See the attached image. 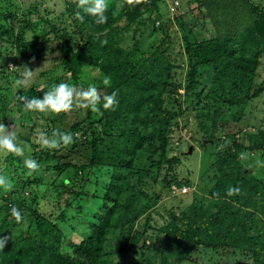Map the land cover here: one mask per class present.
I'll use <instances>...</instances> for the list:
<instances>
[{
  "label": "trees",
  "instance_id": "trees-1",
  "mask_svg": "<svg viewBox=\"0 0 264 264\" xmlns=\"http://www.w3.org/2000/svg\"><path fill=\"white\" fill-rule=\"evenodd\" d=\"M175 1L171 12L166 0H108L107 23L96 25L87 15L76 19L73 0H61L58 12L43 0L33 1L24 13L16 2L0 0V41L6 44L0 49L14 50L15 60L38 61L44 54L53 59L39 73L42 85H15L17 96L42 98L61 82L86 88L91 68L102 76L95 84L102 95L118 93L114 111L101 109L100 115L84 109L80 120L68 124L62 131L72 133L75 142L58 150L34 142L41 126L36 119L51 132L53 121L64 114L28 112L15 104L19 119L28 120V126L18 125L23 130L18 139L39 165L49 162L46 170L54 175L45 182L29 173L20 157L0 153V174L14 185L8 192L0 189V236L9 237L0 264H113L122 258L128 264H181L193 255H207L210 262L226 256L234 264H264V178L253 174L264 157V108L257 125L242 119L264 96L263 4ZM149 38L152 50L141 44ZM172 43L182 47L186 65L192 63L182 93L168 48ZM5 63L0 60L1 67ZM197 67L205 69L209 84L204 94H194L199 99L193 107L186 101L199 85ZM0 75L12 76L14 84L19 73L2 69ZM4 85L0 123L6 125L13 94ZM188 113L194 120L190 142L210 155V185L184 204L180 189L191 183L181 168L195 148L179 151L174 133L178 119L186 127ZM78 153L75 163L70 155ZM230 186L240 193L228 196ZM167 201L176 207L167 208ZM13 205L22 222L12 216ZM156 207L164 214H155L160 222L152 217ZM70 234L79 241L70 242Z\"/></svg>",
  "mask_w": 264,
  "mask_h": 264
},
{
  "label": "rangeland",
  "instance_id": "rangeland-1",
  "mask_svg": "<svg viewBox=\"0 0 264 264\" xmlns=\"http://www.w3.org/2000/svg\"><path fill=\"white\" fill-rule=\"evenodd\" d=\"M34 1V2H33ZM40 0H9V2L13 3L16 2L18 11L22 13L26 12V10L29 9L30 3L33 2H39ZM48 6H53L54 9L58 12L59 10L61 11V6H60V2L61 0H43ZM170 11L174 12V7H173V3H175V0H166ZM187 1V0H186ZM253 3L259 4L262 3L263 4V9H264V0H249ZM32 4V3H31ZM45 6V5H44ZM194 4H190V7L193 11V14H198L199 10L194 7ZM181 13V12H178ZM176 13L175 15L180 17L181 19H183L180 14ZM207 24V28H210L209 31L212 30V25L210 24V22L205 23ZM37 34H41V31L39 30L38 32H36ZM197 38V37H196ZM142 41V40H141ZM124 46H130L132 44V41L130 40L129 37H127L124 40ZM145 48H147V50H152L153 48V43H152V38L146 39L145 41H142L141 43ZM6 44L2 41H0V47H5ZM6 48V47H5ZM4 48V49H5ZM168 48H171V59L174 60V63L176 66H178V69H176V79L180 80L182 83V86L180 87L181 89L179 90V93H182V91L184 92V84L186 82V76L189 73V68L192 66V63H189L186 65V62L184 61V57L182 54V47L180 46V44L178 43H172V45L168 46ZM3 48L0 49V60L5 59L6 63L4 64V67L0 66V70H4L5 72L9 73L11 68H9V66H15V67H20L22 65H27L30 69L35 70V74L33 79L30 81V83L33 84H38L35 85L37 88H39V85H42V83H40L41 77L39 76V73L42 72L44 69H48L50 68V66L52 65V56L50 54H44L43 58H40V60L38 61H33V60H28V61H23L21 59L19 60H15L14 59V50H9L12 53H8L5 54ZM6 57V58H5ZM38 68V69H37ZM86 67L83 68V70ZM92 71H90L89 75L91 77H95V79L92 81L91 77L88 76L83 82L87 83L88 85H86V88L91 85V84H96V82L101 80V77L99 72L96 69L91 68ZM13 70V69H12ZM16 72L19 73L18 70H14ZM85 71V70H84ZM207 73L205 72V69H202L200 67L196 68L195 71V76H196V80L199 82V85L196 86L192 91H191V95L188 97V100L190 102H187V104L193 106V107H197L195 105V102L199 99H197V97L194 95L198 92L202 94L205 93L206 89L208 88V84H209V80L207 78ZM12 75V74H10ZM13 77L9 76V78L7 80H4L2 78V76L0 75V92H3V87H5L4 83L8 86V94H13L12 95V99L9 101L11 102L9 107H8V111L6 112L5 115V120H6V126L8 128L9 131L14 130L16 133H20L19 135L22 134L23 130H21L20 128H18V125H20L22 123L23 126H28V120L27 121H23L19 119V112H16V108H15V104L18 103V100L16 99L18 94L15 91V83H11L12 82ZM29 83V84H30ZM28 84V85H29ZM200 103V102H199ZM252 102H249L247 105H249ZM264 96H262V99L260 101H256L254 103L253 106L250 107L251 112H248V116L249 118H245L244 116L242 117V119H246V121L249 124H252L253 126L257 125V123L262 119V110L264 108ZM201 104V103H200ZM64 117H62L61 119H57L53 121V129H66L67 125L70 124L71 122H73L75 119L80 120L83 116H84V109H80L79 112H76L74 109L71 112H67V113H63ZM183 117V116H182ZM247 117V116H246ZM37 122L39 124H41L40 127H37L38 130L40 129H45V123L44 121L40 120V118L36 119ZM178 124L175 127V133L174 136L175 138H180V147H179V151H186L187 149H189L191 146H194V151L193 154L191 155L190 160L185 161L183 163V166L181 168L182 171V175L187 177V179L190 181L191 186L189 187H184L181 188L180 192L182 194H185L182 196V202L184 204L189 203L193 196L196 197L197 195H203L206 192V189L209 187L210 185V181H209V169L207 166V161L210 159V155H208V152L204 153L201 148L196 144V142L192 143L190 142L191 135H194L192 132V130L190 129L193 126V117L190 113H188L187 115V125L186 127L182 126L181 120H177ZM50 129V127L48 128ZM47 129V130H48ZM190 136V137H189ZM195 138V135H194ZM18 142H20V140L18 139ZM25 147V155L23 157H20L21 159H25L28 158L30 156H32V150L28 145H24ZM218 148V146H217ZM193 150V147H191L190 152ZM188 152V150H187ZM2 153V152H0ZM60 153L64 154L65 151H61ZM78 154H74L72 156V154L70 155V157L73 159V162H77L78 159ZM80 158V157H79ZM71 161V160H70ZM259 162H264V157L259 160ZM49 162H42L40 164V168L38 169V171H36L37 176H39L42 180H44L45 182H49L51 181L54 172L53 171H47L46 167L48 166ZM18 171L20 172V169L18 168ZM86 174V173H85ZM253 174L257 177V178H264V166H257V169L254 170ZM84 177V176H83ZM104 178L101 177V175H99L97 177L98 181H102ZM94 178H92L91 182L93 183ZM32 184V183H31ZM31 187L33 188V184L31 185ZM192 192V193H190ZM67 199V194H65L62 198L59 199V202L61 204H64L65 200ZM173 203V202H172ZM167 208H174L176 206L174 205H170V201L166 202ZM155 212L154 214L152 213V217L157 220L158 222H160L159 218L157 215L155 214H159V215H164L162 214V209L159 207H156L154 209ZM77 217V216H76ZM79 236H73V235H68V240L70 242H78L79 241ZM133 259L135 258L134 256H132ZM119 258V257H118ZM122 258V257H121ZM208 256L204 255V256H197V255H193V258L191 257V261H185L182 262L181 264H234L235 259L231 258V257H226V256H222V258H217L215 257L214 260L212 262L208 261ZM121 259H114L113 264H118L119 262L122 261V264H128L129 263V259L126 260L125 258ZM214 262V263H213ZM241 263V262H240ZM239 262L237 264H240ZM110 264V263H108Z\"/></svg>",
  "mask_w": 264,
  "mask_h": 264
},
{
  "label": "clouds",
  "instance_id": "clouds-1",
  "mask_svg": "<svg viewBox=\"0 0 264 264\" xmlns=\"http://www.w3.org/2000/svg\"><path fill=\"white\" fill-rule=\"evenodd\" d=\"M76 4L77 11L75 12L76 19L83 21L84 16H90L96 25H103L107 23L108 16V0H73ZM128 4H132L133 0H127ZM101 43H105L102 41ZM59 55V53H56ZM34 60V58H33ZM13 70L19 71L18 78L14 81L17 88L28 85L33 79L35 70L30 69L26 64L20 67L9 66ZM38 69V68H37ZM103 83L106 86L110 85L109 78L105 77ZM118 93L113 91L111 94H101L100 90L95 84L89 85L87 88L77 87L66 82L54 84L51 88L44 92L42 98L27 97L19 95L16 99L22 104L23 108L28 112L39 113H67L76 109H90L93 113L102 115L103 110H115L118 106ZM34 142L41 148L48 150H58L67 148L72 145L74 135L70 132H65L60 129H52L51 132L40 129L37 130L34 136ZM0 152L13 154L18 157L25 155L24 142H18L17 133L12 130L9 131L7 126L0 123ZM241 158H246V153H241ZM259 166H264V162H257ZM24 167L29 173H34L40 168L39 163L31 158H25L23 161ZM14 185L11 179L3 174H0V189L5 192L11 191ZM184 188V187H181ZM181 190V189H180ZM240 189L238 187H229L227 195H238ZM213 195L219 196V193ZM11 214L19 223L23 221V216L20 210L13 205L11 207ZM9 242L8 236H0V251H2Z\"/></svg>",
  "mask_w": 264,
  "mask_h": 264
},
{
  "label": "water",
  "instance_id": "water-1",
  "mask_svg": "<svg viewBox=\"0 0 264 264\" xmlns=\"http://www.w3.org/2000/svg\"><path fill=\"white\" fill-rule=\"evenodd\" d=\"M188 153H190V148L188 149Z\"/></svg>",
  "mask_w": 264,
  "mask_h": 264
}]
</instances>
